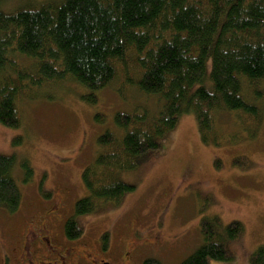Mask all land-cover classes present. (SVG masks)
I'll return each mask as SVG.
<instances>
[{"label":"trees","instance_id":"16d2710c","mask_svg":"<svg viewBox=\"0 0 264 264\" xmlns=\"http://www.w3.org/2000/svg\"><path fill=\"white\" fill-rule=\"evenodd\" d=\"M4 1L3 125H20V99H33L64 80L87 88L81 99L90 104L110 84L120 96L128 87L155 100L153 109L139 102L133 110L115 111L113 126L98 135L94 158L81 173L87 194L64 222L70 239L83 232L77 216L119 205L134 188L120 173L137 168L139 158L157 149L182 114L194 113L201 140L214 145L251 138L264 122V0H21L9 10ZM222 113H232L237 125L224 135L217 128ZM94 118L105 121L101 113ZM14 165L13 155H0V206L8 212L21 202ZM20 165L23 180H29L31 165ZM242 230L239 221L222 227L217 217L204 218L201 244L175 264L229 260L227 243ZM248 261L264 264V245ZM141 264L167 263L147 257Z\"/></svg>","mask_w":264,"mask_h":264},{"label":"rangeland","instance_id":"374dc122","mask_svg":"<svg viewBox=\"0 0 264 264\" xmlns=\"http://www.w3.org/2000/svg\"><path fill=\"white\" fill-rule=\"evenodd\" d=\"M18 2L5 0L3 7L9 10ZM127 88L120 96L110 84L90 104L81 99L87 88L64 80L18 101V127L0 123V155L14 156L12 175L21 192L14 212L0 206V259L13 244L11 236L26 233L28 242H38L41 224L63 234L75 202L87 194L81 173L94 158L98 135L113 126V113L133 110L139 102L155 108L152 97ZM96 113L105 121H96ZM217 121L222 135L237 128L232 113L219 114ZM23 160L32 167L27 181ZM139 161L137 168L119 175L134 185L119 205L77 216L83 232L68 241L76 254L118 263L120 251L131 245L136 249L125 264H141L147 257L179 263L201 244L203 219L215 216L222 227L239 221L243 230L227 243L229 260L208 263L249 264L250 254L264 245V122L251 138L214 145L201 140L194 113L182 114L159 147ZM49 217L54 220L48 222Z\"/></svg>","mask_w":264,"mask_h":264},{"label":"flooded vegetation","instance_id":"af4514ba","mask_svg":"<svg viewBox=\"0 0 264 264\" xmlns=\"http://www.w3.org/2000/svg\"><path fill=\"white\" fill-rule=\"evenodd\" d=\"M52 220L54 218L49 217L48 222ZM47 226L46 224H41V226L37 227L42 233L36 243L28 242L26 233L19 234L16 238L11 236L13 244L10 246L9 251L6 252L5 258L1 257L0 264H125L129 260L130 254L133 255L136 249L131 245L126 247L130 249L129 251L125 248L122 249L118 263L109 261L106 253H102L100 250V254L107 260L97 256L89 257L86 253L87 259L76 254L73 244L68 242L74 238H68L65 232L63 234H52ZM102 237L103 234L101 235ZM105 244L102 241L103 250H105Z\"/></svg>","mask_w":264,"mask_h":264}]
</instances>
